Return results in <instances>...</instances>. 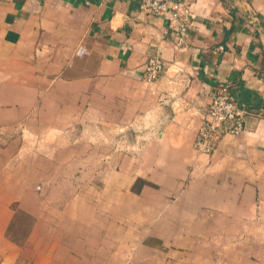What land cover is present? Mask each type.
Instances as JSON below:
<instances>
[{
  "label": "crops",
  "instance_id": "obj_1",
  "mask_svg": "<svg viewBox=\"0 0 264 264\" xmlns=\"http://www.w3.org/2000/svg\"><path fill=\"white\" fill-rule=\"evenodd\" d=\"M183 1L195 18L180 49L139 0H0L6 258L101 264L100 246L119 243L163 264H264V0ZM151 56L166 67L146 81ZM225 83L246 130L226 124L199 152ZM18 212L32 219L24 244L7 235Z\"/></svg>",
  "mask_w": 264,
  "mask_h": 264
},
{
  "label": "built area",
  "instance_id": "obj_2",
  "mask_svg": "<svg viewBox=\"0 0 264 264\" xmlns=\"http://www.w3.org/2000/svg\"><path fill=\"white\" fill-rule=\"evenodd\" d=\"M143 14H159L167 17L169 28L177 48H186L187 31L195 15L183 0H139ZM84 49L79 50L83 53ZM166 62L159 56H151L144 68L146 81H155L164 71ZM247 110L231 94L230 84H220L211 92L207 111L202 115L194 147L202 153H212L214 137L229 124V132L241 134L246 130ZM40 188V187H39Z\"/></svg>",
  "mask_w": 264,
  "mask_h": 264
},
{
  "label": "rangeland",
  "instance_id": "obj_3",
  "mask_svg": "<svg viewBox=\"0 0 264 264\" xmlns=\"http://www.w3.org/2000/svg\"><path fill=\"white\" fill-rule=\"evenodd\" d=\"M9 138H10L9 136H6V137L1 136L0 137V153L1 154H3V151L6 150L7 146H9V141H8ZM44 139H45V137L43 138L42 136H39V137H37L36 141H35V139H33V140L29 139L28 141L25 140V142H23V143L25 145L28 144L32 148L33 144L34 145L36 144V146H37V144H42ZM34 141H35V143H34ZM35 148H36V150H41V148H37V147H35ZM54 150L55 149H53V151ZM91 150H93L92 147H90L89 151H91ZM121 151H125V149H121ZM8 152L12 153L11 155H13V156L17 155V158H18L19 156H22L24 154V152H28V150L26 148L22 149L21 147L20 148L17 147V149L15 150V153H13V151L11 152L10 150H8ZM5 166L7 167V164H1V161H0V172H4L3 168ZM88 166H90V165H88ZM23 168L27 172V166L23 167ZM77 169L73 172V175H76L75 172H77V174H78ZM73 175H72V177H73ZM68 183H70L71 185H74L75 182L72 179V181L68 182ZM37 185L39 186V184H37ZM15 205L17 206V204H15ZM12 220H13V222L11 221L12 223H8L10 225V227L7 231V235H9V237H10L9 239L12 242H18L20 244H24V242H22V241H25L27 238V236H26L27 233L29 234L32 219L27 213L18 212L17 214H15L13 216ZM150 231H152V230L150 229L148 231V233ZM140 234H141V239H142V238L146 237L147 231H145L143 233L141 231ZM9 246L3 244L2 239L0 238V264H29L28 261H26V260L24 261V259L21 260L20 262L19 261L15 262V260L11 261L10 259L6 258L9 254L7 252V250L11 251V248ZM100 248H101V250L99 253V257H100L101 261L105 260L104 262H100L101 264H156V262H157V264H160V262H161V264H163L161 261V258H159L158 261L157 260L151 261V260H145L144 258H138L135 254L129 253L130 248H131V246L129 244L121 245V244L117 243L115 245H101ZM114 249L116 250V252H119V253H116V259L114 261L113 260L107 261L106 259L110 255L113 254L112 251ZM166 256L173 259V257L171 255H165L164 257L166 258ZM219 257H220V255L217 252V255L214 258L218 259ZM149 258H151V257H149ZM4 259H6V260H4ZM146 259H148V258L146 257ZM198 263H201V262L197 261V264ZM216 263H219V262H216Z\"/></svg>",
  "mask_w": 264,
  "mask_h": 264
}]
</instances>
